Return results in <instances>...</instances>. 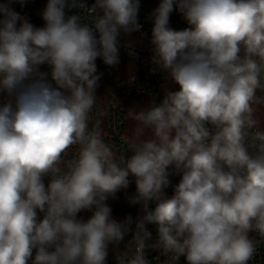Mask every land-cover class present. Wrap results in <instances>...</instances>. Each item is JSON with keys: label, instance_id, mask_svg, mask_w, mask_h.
<instances>
[{"label": "clouds", "instance_id": "clouds-1", "mask_svg": "<svg viewBox=\"0 0 264 264\" xmlns=\"http://www.w3.org/2000/svg\"><path fill=\"white\" fill-rule=\"evenodd\" d=\"M13 2L26 0L0 3V264H108L110 252L115 264H252L264 242V0H160L150 43L163 95L127 110L119 148L96 111V61L120 62L140 0H47L41 27ZM173 11L188 27H170ZM121 191L141 206L135 221L112 214Z\"/></svg>", "mask_w": 264, "mask_h": 264}, {"label": "built area", "instance_id": "built-area-1", "mask_svg": "<svg viewBox=\"0 0 264 264\" xmlns=\"http://www.w3.org/2000/svg\"><path fill=\"white\" fill-rule=\"evenodd\" d=\"M5 0H0L4 3ZM90 5L93 0H87ZM47 4V0H26L24 7L19 3L13 2L12 8L20 15L25 16L36 27L43 26L41 12ZM157 7L154 0H140L139 22L142 25L141 32H134L130 36L121 37V47L119 51V63L115 66H108L98 59L97 69L102 73L99 81V87L96 90L98 102L96 111L106 112L107 115L100 117L102 128L106 141L112 143L118 148L126 142L124 134L125 119L130 101L133 98L142 99L144 105L153 97H162L163 85L165 84L164 74L152 62V45L149 41L143 42L142 47L136 46L139 36L151 35L152 22L150 14ZM75 11V10H74ZM177 18V17H176ZM170 27L176 30H182L188 27L182 16L174 21H170ZM76 146L69 150L68 156L75 154ZM171 186L166 190L167 194H173V187L179 183L180 175L170 177ZM48 178H45L47 184ZM128 196L135 194L134 182L126 190ZM118 198L109 200L112 207V214L117 220H123L127 216H132L135 221L136 217L141 215L140 205H132L125 197V192L117 194ZM154 205L150 204V207ZM90 212H82L80 216L87 219ZM42 216V214H41ZM134 227V224H133ZM152 231L153 237L156 235L155 225H146ZM132 238V233L125 237V242ZM124 249V243L120 245V250ZM157 253H150L154 258ZM108 264H115L114 254L110 252ZM180 264H186L183 257L180 258ZM252 264H264V242L258 243V252Z\"/></svg>", "mask_w": 264, "mask_h": 264}, {"label": "trees", "instance_id": "trees-1", "mask_svg": "<svg viewBox=\"0 0 264 264\" xmlns=\"http://www.w3.org/2000/svg\"><path fill=\"white\" fill-rule=\"evenodd\" d=\"M154 2L156 3V5L158 6V4L160 3V0H154ZM182 16L181 14H179L178 12L176 11H173V13L171 14L170 16V21H174L177 19H179V17ZM177 17V18H176ZM150 36H139L137 39H139L138 43L136 44V46H140L142 47L144 45L143 42H148L150 41ZM171 89L172 90H176V85L173 83L170 85ZM133 106H144V103L142 101V99L140 98H133L131 101H130V105L128 107V109L130 107H133ZM127 114V113H126ZM258 116L259 118L264 121V105H261L258 107ZM133 127V122L128 120L127 119V116H126V119H125V126H124V134L126 136V138L131 134V129Z\"/></svg>", "mask_w": 264, "mask_h": 264}]
</instances>
